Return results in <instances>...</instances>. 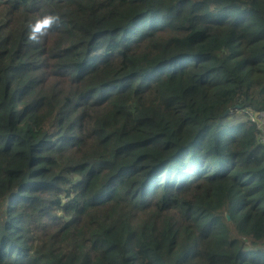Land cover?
<instances>
[{"label":"trees","instance_id":"1","mask_svg":"<svg viewBox=\"0 0 264 264\" xmlns=\"http://www.w3.org/2000/svg\"><path fill=\"white\" fill-rule=\"evenodd\" d=\"M248 110L264 0H0V264H264Z\"/></svg>","mask_w":264,"mask_h":264},{"label":"built area","instance_id":"2","mask_svg":"<svg viewBox=\"0 0 264 264\" xmlns=\"http://www.w3.org/2000/svg\"><path fill=\"white\" fill-rule=\"evenodd\" d=\"M248 118L254 124L256 130L259 132L258 142L264 146V112L247 111Z\"/></svg>","mask_w":264,"mask_h":264},{"label":"water","instance_id":"3","mask_svg":"<svg viewBox=\"0 0 264 264\" xmlns=\"http://www.w3.org/2000/svg\"><path fill=\"white\" fill-rule=\"evenodd\" d=\"M238 107L237 106H235L233 109H237ZM232 112V110L231 109H227L226 111H225V113H224V115H227V114H229V113H231ZM227 217V216H226ZM227 220H228V217H227Z\"/></svg>","mask_w":264,"mask_h":264},{"label":"clouds","instance_id":"4","mask_svg":"<svg viewBox=\"0 0 264 264\" xmlns=\"http://www.w3.org/2000/svg\"><path fill=\"white\" fill-rule=\"evenodd\" d=\"M31 38H32V39H36L35 35H32ZM234 110H236V109H233V111H234ZM233 111H232V112H233ZM232 112H231V113H232ZM229 114H230V113H229ZM258 143H259V142H258ZM259 144H260V143H259ZM260 145H262V144H260ZM263 147H264V146H263Z\"/></svg>","mask_w":264,"mask_h":264},{"label":"rangeland","instance_id":"5","mask_svg":"<svg viewBox=\"0 0 264 264\" xmlns=\"http://www.w3.org/2000/svg\"><path fill=\"white\" fill-rule=\"evenodd\" d=\"M63 88V87H62ZM63 89H66V87L64 86V88Z\"/></svg>","mask_w":264,"mask_h":264},{"label":"snow or ice","instance_id":"6","mask_svg":"<svg viewBox=\"0 0 264 264\" xmlns=\"http://www.w3.org/2000/svg\"><path fill=\"white\" fill-rule=\"evenodd\" d=\"M45 23H47V21H45Z\"/></svg>","mask_w":264,"mask_h":264}]
</instances>
